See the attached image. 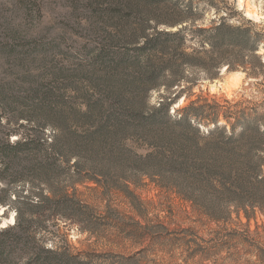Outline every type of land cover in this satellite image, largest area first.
Returning a JSON list of instances; mask_svg holds the SVG:
<instances>
[{"label": "rangeland", "instance_id": "rangeland-1", "mask_svg": "<svg viewBox=\"0 0 264 264\" xmlns=\"http://www.w3.org/2000/svg\"><path fill=\"white\" fill-rule=\"evenodd\" d=\"M212 6L241 23L198 24ZM116 8L123 16H104ZM223 25L247 31L249 40L229 34L214 46L226 36L218 35ZM257 28L228 0H0V141L15 128L21 134L11 142L41 132L50 143L60 134L62 151L70 154L76 150L66 147L76 135L103 130L116 132L124 150L115 160L111 141L95 144L86 153L104 159L82 155L80 172L76 155L69 164L59 159L55 171L39 169L18 181L0 169V200L21 194L36 202L33 192L77 210L71 217L24 206L35 245L67 247L92 264H264V61L257 54L264 30ZM160 31H181L180 46L169 47L178 55L171 72L179 74L176 84L167 73L158 88L146 90L135 65L95 57L103 45L117 50L122 41L135 38L136 45ZM233 72L245 76L229 92ZM217 80L222 87L213 93ZM164 102L168 115L161 117ZM201 124L219 130L208 136ZM245 127L247 136L239 139ZM13 212L0 203V230L14 225ZM22 248L0 252V264H25Z\"/></svg>", "mask_w": 264, "mask_h": 264}, {"label": "trees", "instance_id": "trees-1", "mask_svg": "<svg viewBox=\"0 0 264 264\" xmlns=\"http://www.w3.org/2000/svg\"><path fill=\"white\" fill-rule=\"evenodd\" d=\"M135 1L137 3L140 2L142 4L145 3L148 5H153L155 3H159L160 0ZM121 12L122 11L119 8H116L114 10H108L106 13H104V16L106 17V14L110 15L115 13L119 17H121L123 16L121 15ZM129 16L130 14L127 13L124 15V18L129 19ZM169 24L174 25L171 23ZM246 32L247 31L245 30H240L238 27H230L225 25L219 26L218 35L221 36L226 34V36H224L222 39H219V41L217 40L214 46L217 44L221 46V43L223 44V42H227V38L229 37L227 35L229 34H234L235 37L247 42L249 40V37L247 36ZM136 37H138L139 39V36ZM143 37L144 40L136 45H133L136 43L135 38L134 40H130V42H127L128 45L125 43L126 41H122L120 43H122L123 46L119 47L117 50L111 47L112 45L110 44L109 46H107L108 44L103 45L102 47L97 48L95 57L97 60L110 59L113 62V65L116 66L124 64L125 62L130 63L131 65H133V67L135 65L137 68H139V72L141 74V76L139 77V82L144 84L146 90L158 88L161 78L163 76L165 77L167 73L171 74L172 77H175L170 85L176 84L179 80V78H177L179 77V74L178 72L176 74L175 71V74L171 72L173 67L172 62H174V58L176 59L178 55H175V53L172 52L173 49L170 50L171 48L169 47L171 46V44L180 46L182 42L181 31H160L156 32L152 36L146 35ZM126 40L129 41V38H126ZM115 43L119 44L118 42ZM124 47L126 48L123 49ZM159 54H161V56L163 57H166L168 55L170 56L168 57V59H164L161 60V62H158L157 60ZM160 59L162 58L160 57ZM189 63L193 64L195 63V61L190 60ZM157 111H159V113L164 112L162 113L163 116L161 117L168 115V112L165 110V102L160 104V108H158ZM195 117H198V114H195ZM120 120V122H127L124 119ZM185 121H187L186 117L185 119L177 120V123L180 124ZM56 126L59 132L64 130V128L59 124H57ZM192 127L193 126H191V128ZM195 129L197 128H194V130ZM218 130V128L210 130L208 132V136L213 135L214 132ZM220 130L226 132L224 129ZM248 130L249 129L245 127L241 131V136L239 137V139L245 138L247 136L246 134ZM254 130L257 136L262 134L258 126ZM13 133L17 135L21 134V132L16 128L14 130H9L6 140L0 141V169H3L1 170V172L5 173V176L7 175V178H10L12 181H18L24 177H27V173L34 172L39 169L47 172L55 171L62 165V162L66 161V164H69L67 163V159L74 155H76V158L78 159L74 167L77 168L78 172H80L79 166L80 164H82V155L83 157L93 156L95 160L104 159L100 158L101 156L99 157V155H96L95 153L87 154L88 152H91L89 149L96 148L95 144L96 146L100 144L103 147H107L106 142L111 141L114 144L112 145V148L116 149L113 154V158L115 160H117L122 155L121 150L122 152H124V150H120V147L117 145V140H119V137L116 132L113 135V133L110 132L106 134L102 130V132L99 131V133L98 131H90L85 133L84 135H76V141L73 144H70L71 149L66 147L67 150H76L70 152V154L64 153V151H62V149L64 148L62 147L61 143H59L60 134L55 135L49 143L47 140L43 139V137L41 136V132L38 134L33 133L30 135L26 133L23 138H18L16 142H11L10 137ZM233 136L234 135L232 134V136L228 138L230 140L234 139ZM49 151H51V154L54 156L53 158H41V154L49 153ZM59 159H61L62 162ZM109 159H111V157ZM40 195L42 194H35L32 192L31 196H37L39 198V200L36 202L34 201L33 197L24 195L22 196L21 194L15 195L14 200L11 199V197H8L6 200H0V203L9 205L16 211V219L14 225L12 227L8 226L5 229L0 230L1 254H5L8 251L7 248L13 246L14 244H22V250L24 251L23 254L28 255V259L25 264H92L90 260L83 259L78 255L70 253V250L67 247H65L64 249L60 247L47 248L45 247V245H42L40 243L38 245H35L37 239L35 238L36 232L34 231L33 225H31L30 222L24 217V206H26V208H28L29 211L33 213H38L41 210H46L53 211L54 214L63 213V215L65 216L72 215L71 217H74V214H77V210L73 206L71 207V205L68 204L66 200L60 199L59 201H55V199L51 197ZM9 242L11 243L8 244ZM10 253L14 254L12 251Z\"/></svg>", "mask_w": 264, "mask_h": 264}, {"label": "clouds", "instance_id": "clouds-1", "mask_svg": "<svg viewBox=\"0 0 264 264\" xmlns=\"http://www.w3.org/2000/svg\"><path fill=\"white\" fill-rule=\"evenodd\" d=\"M229 5H231L237 12H241L245 18L252 21L254 24L258 26L257 30H264V0H228ZM221 18H226L227 23L233 26L239 25L241 23L239 16H233L229 17L228 13L226 11H220L219 14L217 13V8L212 6L209 7L208 10L204 12L202 21H197L198 24L202 23V25L206 28L211 27L213 24V21H216L217 23L220 22ZM193 47H199V44H197L195 41H193ZM257 54L262 57V61H264V42H261L260 46L257 49ZM227 65L221 67L219 69L221 75L225 71H227ZM191 75V73H188ZM205 72L201 70L199 72V83L203 86H208L209 81L207 79H204ZM245 76L244 72H233L231 74L230 84L227 90L231 92L233 88H239L240 81L243 80ZM220 87V81L217 80L215 84H212L211 91L213 93H216ZM155 103V101H152ZM181 104L184 103V100L182 99L180 101ZM174 113V109L172 110ZM201 131L204 134H207L209 132V128L205 127L203 124L200 125ZM16 213L13 212L12 216L15 217ZM50 246V245H49Z\"/></svg>", "mask_w": 264, "mask_h": 264}, {"label": "bare ground", "instance_id": "bare-ground-1", "mask_svg": "<svg viewBox=\"0 0 264 264\" xmlns=\"http://www.w3.org/2000/svg\"><path fill=\"white\" fill-rule=\"evenodd\" d=\"M8 220L11 222V223L9 222V224H12L13 222L15 223V217H14V218L12 217V218H10V219H8ZM14 223H13V224H14ZM4 225H6V224H4Z\"/></svg>", "mask_w": 264, "mask_h": 264}]
</instances>
